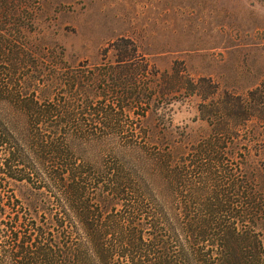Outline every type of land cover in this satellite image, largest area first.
I'll use <instances>...</instances> for the list:
<instances>
[{
	"label": "trees",
	"instance_id": "1",
	"mask_svg": "<svg viewBox=\"0 0 264 264\" xmlns=\"http://www.w3.org/2000/svg\"><path fill=\"white\" fill-rule=\"evenodd\" d=\"M19 12L0 0V264H264V193L239 141L264 118V81L172 143L144 125L155 73L135 44L69 65L16 44Z\"/></svg>",
	"mask_w": 264,
	"mask_h": 264
},
{
	"label": "rangeland",
	"instance_id": "2",
	"mask_svg": "<svg viewBox=\"0 0 264 264\" xmlns=\"http://www.w3.org/2000/svg\"><path fill=\"white\" fill-rule=\"evenodd\" d=\"M17 5L21 16L11 27L25 37L16 44L63 48L69 65L112 60L110 44H135L155 73L156 96L144 125L169 128L172 143L193 142L209 132L207 116L228 102L225 92L244 95L264 81V0H17ZM248 127L239 141L249 147L247 168L264 193V118L254 117ZM14 189L18 196L28 194L26 184ZM261 229L264 240V219Z\"/></svg>",
	"mask_w": 264,
	"mask_h": 264
}]
</instances>
